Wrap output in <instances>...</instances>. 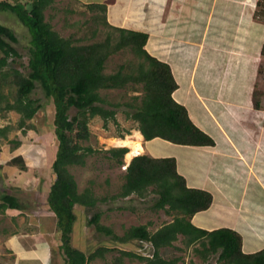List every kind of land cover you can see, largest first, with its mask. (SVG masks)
Wrapping results in <instances>:
<instances>
[{
	"label": "trees",
	"instance_id": "trees-1",
	"mask_svg": "<svg viewBox=\"0 0 264 264\" xmlns=\"http://www.w3.org/2000/svg\"><path fill=\"white\" fill-rule=\"evenodd\" d=\"M12 1L11 4L0 0V11H10L27 28L31 37L30 56L26 72L9 66V59L20 57L13 47L18 40L11 29L0 24V115L16 112L20 116L18 129L25 134L33 128L27 122L41 108L38 100L30 97L36 86L39 85L45 96L51 99L57 149L51 165L54 179L48 191L47 203L56 218L59 250L63 254L64 264H90L96 258H103L112 249L100 247L86 255L72 247L75 205L93 211L100 200L90 188L79 193L68 169L84 166L85 158L93 154L90 147L82 146L90 139L88 123L92 118L100 117L104 126L110 120L117 124L116 110L124 105L131 111L126 113V117L136 123V129L144 141L159 138L175 145L195 147L213 146L214 142L193 124L185 107L173 99L177 83L169 65L145 50L147 34L114 28L107 23V6L115 0L86 6L102 14L96 20L99 19L104 26L119 33L117 42L112 44L108 36L102 43L89 45H77L72 39L61 37L45 20L44 13L52 7L54 0ZM263 2L258 1L261 9L257 14L264 18ZM126 48L139 61L135 70L127 73L124 72V66H120L117 72L105 74L104 67L109 56ZM262 55L264 57V45ZM129 85L132 89L137 86L142 88V94L132 96L131 102L111 103L100 94L102 90H118ZM72 109L76 111L74 115H70ZM11 131L10 125L1 127L0 138L6 139ZM128 152L126 147L108 150L111 158L120 166L124 165L122 159ZM10 164H19L24 168L21 156L11 159ZM123 179L121 191L113 199L132 195L145 198L147 194L153 193L157 196L154 208L173 214V218L155 232L151 233L148 230L150 225L145 224L130 227L119 237L100 223L99 211L93 212L88 224L98 233L110 236L120 244L139 241L148 242L153 247L151 258L120 251L114 264H121L122 257L135 258L145 264H178L180 257L165 259L160 254L162 249L171 247L178 236L183 237L186 247L199 244L201 250L195 249V252L204 261L217 255V261L223 264H264V250L254 254L242 252L241 237L237 232L227 228L207 231L191 223L196 213L210 207L213 198L207 191L188 188L185 179L178 174L173 158H154L148 154L135 156L126 167ZM8 209L19 210L20 205L17 198L5 194L0 197V212L4 213Z\"/></svg>",
	"mask_w": 264,
	"mask_h": 264
},
{
	"label": "crops",
	"instance_id": "crops-1",
	"mask_svg": "<svg viewBox=\"0 0 264 264\" xmlns=\"http://www.w3.org/2000/svg\"><path fill=\"white\" fill-rule=\"evenodd\" d=\"M258 1L115 0L106 10L111 27L147 34L145 50L169 65L177 83L173 99L214 142L144 141L136 130L141 154L173 158L188 188L209 192L212 204L191 223L237 232L244 254L264 250V91L257 88L264 21L256 14ZM24 233L0 237V264H54L49 245L27 247Z\"/></svg>",
	"mask_w": 264,
	"mask_h": 264
},
{
	"label": "rangeland",
	"instance_id": "rangeland-1",
	"mask_svg": "<svg viewBox=\"0 0 264 264\" xmlns=\"http://www.w3.org/2000/svg\"><path fill=\"white\" fill-rule=\"evenodd\" d=\"M2 1L13 3L12 0ZM257 9L259 11L261 6ZM259 15L257 14V17L264 21V18ZM44 16L54 31L63 38L72 39L77 45L102 43L108 36L114 44L119 37L118 32L104 26L99 19L96 20V17H101L102 14L89 10L86 5L77 0H54V4L45 11ZM0 24L11 29L18 40L13 47L20 57L9 59V66L26 72L30 56L29 31L10 11H0ZM138 62L135 54L126 48L109 56L104 73L113 74L119 70L120 66H124V72L130 73L135 70ZM257 88L264 91V63L261 65ZM100 94L111 103L124 104L131 102L132 96H140L142 88L137 86L136 89H132L129 85L118 90H102ZM30 97L38 100L41 108L35 117L27 122L33 128L27 130L25 134L18 129L20 116L16 112L0 115V128L7 125L12 127L6 139L0 138V197L5 194L14 196L20 205L19 210L0 212V237L3 241L5 234L25 232L27 234L24 233L21 236L22 244L35 247L37 243H47L53 263L62 264L63 254L59 250L60 238L56 218L47 203L48 191L54 179L51 165L57 149L53 132L54 108L51 99L45 96L39 85ZM105 107L109 108L107 105ZM75 112L72 109L70 115H74ZM127 112L131 111L122 105L116 110L117 124L110 120L106 126L100 117L92 118L88 123L90 139L82 143V146L90 147L93 154L85 158L84 166H73L68 169L77 184L79 193L90 188L94 196L100 200L93 211L75 205L76 221L71 233L72 247L86 255L100 247L112 249L103 258H96L90 264H114V259L120 256V251L133 252L142 257L148 255V258H151L149 256L153 254V247L148 242H144L146 246L139 241L120 244L112 237L98 233L88 224L93 212L99 211L100 223L109 227L119 237L130 227L145 224L150 225L148 230L151 233L155 232L162 225L171 222L173 218V214L154 208L157 196L153 193L147 194L145 198L132 195L128 198L113 199L121 191L124 170L115 159L111 158L108 150L124 147L120 143L122 140L135 142L139 138L135 135L136 123L126 117ZM127 149L130 150L128 147ZM125 155L122 160L126 164ZM18 156L22 157L24 168H21L19 164H10L11 159ZM195 249L201 250L200 245L186 247L183 237L178 236L177 241L171 247L162 249L160 254L165 259L180 257L178 264H223L217 261V255L210 256L204 261ZM121 264L145 263L135 258L122 257Z\"/></svg>",
	"mask_w": 264,
	"mask_h": 264
},
{
	"label": "bare ground",
	"instance_id": "bare-ground-1",
	"mask_svg": "<svg viewBox=\"0 0 264 264\" xmlns=\"http://www.w3.org/2000/svg\"><path fill=\"white\" fill-rule=\"evenodd\" d=\"M135 135L137 136V138L139 137L138 139L136 138L137 141H135V142L128 141V140H122L120 142L124 147H128L130 149L129 152L125 155L126 162H128V161L130 162V160L133 157L138 156L143 151L142 144H141V141H140V136H139V134L137 132H135Z\"/></svg>",
	"mask_w": 264,
	"mask_h": 264
},
{
	"label": "built area",
	"instance_id": "built-area-1",
	"mask_svg": "<svg viewBox=\"0 0 264 264\" xmlns=\"http://www.w3.org/2000/svg\"><path fill=\"white\" fill-rule=\"evenodd\" d=\"M127 163L125 164V165H123L122 166V169L125 171L126 170V167H127ZM142 244H145L144 242H141ZM151 245V244H150ZM145 246H146V244H145ZM146 257L148 256V255H145ZM149 257H152V255H150Z\"/></svg>",
	"mask_w": 264,
	"mask_h": 264
},
{
	"label": "clouds",
	"instance_id": "clouds-1",
	"mask_svg": "<svg viewBox=\"0 0 264 264\" xmlns=\"http://www.w3.org/2000/svg\"><path fill=\"white\" fill-rule=\"evenodd\" d=\"M127 163V162H126ZM127 164H129V163H127ZM124 165H125V163H124ZM128 166V165H127Z\"/></svg>",
	"mask_w": 264,
	"mask_h": 264
}]
</instances>
